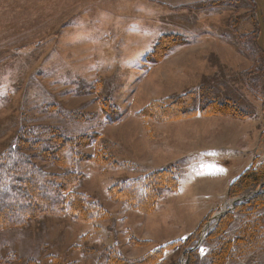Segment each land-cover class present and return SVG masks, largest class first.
Returning a JSON list of instances; mask_svg holds the SVG:
<instances>
[{"label": "rangeland", "instance_id": "obj_1", "mask_svg": "<svg viewBox=\"0 0 264 264\" xmlns=\"http://www.w3.org/2000/svg\"><path fill=\"white\" fill-rule=\"evenodd\" d=\"M256 28L264 50V0H0V152L22 129L43 141L51 129L73 137L96 134L81 155L100 151L115 161L75 166L76 189L101 202L107 219L78 223L49 216L1 230L0 262L104 264L108 248L135 259L202 226L194 264H209L220 239L204 236L234 200L226 196L229 184L264 160V73L256 72L261 59L248 55L236 36ZM162 35H178L181 43L151 63L146 56ZM199 86L203 101L196 106L214 97L252 117L197 115L158 123L136 116L152 99L167 102ZM104 99L117 109L114 123L100 106ZM39 149L30 151L34 161L60 171L37 156ZM170 164L178 189L160 190L153 212L108 197L110 185ZM234 206L226 208L233 219L222 239L247 227L254 240L224 264H264V206ZM184 251L177 245L156 264L177 258L185 264Z\"/></svg>", "mask_w": 264, "mask_h": 264}, {"label": "trees", "instance_id": "obj_2", "mask_svg": "<svg viewBox=\"0 0 264 264\" xmlns=\"http://www.w3.org/2000/svg\"><path fill=\"white\" fill-rule=\"evenodd\" d=\"M258 29L242 34L237 33L238 41L253 59L260 56L261 63L256 72L264 73V50L257 44ZM181 43L178 35H162L154 44L147 61H160L172 47ZM204 90L201 86L187 89L171 95L166 102L163 99H152L145 107L136 112L142 120L149 119L163 123L186 119L193 116L220 115L229 118L247 119L252 117L241 110L236 103L229 100H217L214 97L196 106L202 99ZM100 106L109 122L117 121L115 105L108 99L100 101ZM45 141L32 130L18 131L15 144L0 152V231L26 226L32 220L44 217L66 216L78 223H93L107 219V209L90 195L79 191L80 174L75 166L80 160H92L98 164H115L109 155L98 151L95 155H81L80 148L89 146L97 138L96 134L67 135L57 130L47 132ZM40 148L37 156L51 163L60 171H48L39 166L30 152ZM173 164L153 170L134 178H128L110 185L108 197L123 203L130 209L143 214L154 211L159 198V191L176 192L178 178ZM243 202L234 207L243 211L260 209L264 206V160L251 164L241 172L228 186L227 198L244 197ZM232 214L225 212L207 231L206 241L220 239L209 253V264H224L232 253L243 254L252 244L254 235L250 228L244 227L234 239H222V235L232 222ZM202 226H199L196 233ZM189 234L183 241H171L146 253L128 259L112 248L106 249L104 264H156L167 250L179 245L184 251L185 264L195 263V234ZM148 241L134 240V245H146ZM0 264H3L0 262ZM170 264H182L177 258Z\"/></svg>", "mask_w": 264, "mask_h": 264}, {"label": "water", "instance_id": "obj_3", "mask_svg": "<svg viewBox=\"0 0 264 264\" xmlns=\"http://www.w3.org/2000/svg\"><path fill=\"white\" fill-rule=\"evenodd\" d=\"M223 214V212L219 213L218 218Z\"/></svg>", "mask_w": 264, "mask_h": 264}, {"label": "snow or ice", "instance_id": "obj_4", "mask_svg": "<svg viewBox=\"0 0 264 264\" xmlns=\"http://www.w3.org/2000/svg\"><path fill=\"white\" fill-rule=\"evenodd\" d=\"M201 252L203 253V252H204V250H203V249H201Z\"/></svg>", "mask_w": 264, "mask_h": 264}, {"label": "crops", "instance_id": "obj_5", "mask_svg": "<svg viewBox=\"0 0 264 264\" xmlns=\"http://www.w3.org/2000/svg\"><path fill=\"white\" fill-rule=\"evenodd\" d=\"M195 117V116H194ZM236 119V118H235Z\"/></svg>", "mask_w": 264, "mask_h": 264}]
</instances>
